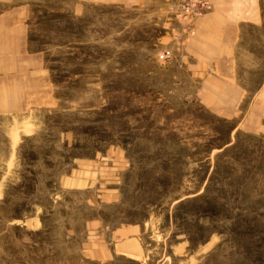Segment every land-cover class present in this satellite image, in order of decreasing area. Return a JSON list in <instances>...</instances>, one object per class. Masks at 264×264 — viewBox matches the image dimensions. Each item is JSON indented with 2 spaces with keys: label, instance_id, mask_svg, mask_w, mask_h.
Here are the masks:
<instances>
[{
  "label": "rangeland",
  "instance_id": "1",
  "mask_svg": "<svg viewBox=\"0 0 264 264\" xmlns=\"http://www.w3.org/2000/svg\"><path fill=\"white\" fill-rule=\"evenodd\" d=\"M29 1L52 89L0 114V264H264V135L201 102L181 0ZM126 236L142 260L83 258Z\"/></svg>",
  "mask_w": 264,
  "mask_h": 264
},
{
  "label": "crops",
  "instance_id": "2",
  "mask_svg": "<svg viewBox=\"0 0 264 264\" xmlns=\"http://www.w3.org/2000/svg\"><path fill=\"white\" fill-rule=\"evenodd\" d=\"M80 4L135 5L140 0H76ZM208 7L193 23L184 41L185 57L202 75L199 98L212 112L240 117L248 132L264 135V78L249 91L240 58L254 55L245 42L264 29V0H207ZM29 0H0V114H18L52 81L44 56L32 48ZM249 40V42H250ZM90 243V244H89ZM83 258L108 262L140 261L145 249L138 237L92 240Z\"/></svg>",
  "mask_w": 264,
  "mask_h": 264
},
{
  "label": "built area",
  "instance_id": "3",
  "mask_svg": "<svg viewBox=\"0 0 264 264\" xmlns=\"http://www.w3.org/2000/svg\"><path fill=\"white\" fill-rule=\"evenodd\" d=\"M179 17L187 23V30H191L194 21L207 9V0H181Z\"/></svg>",
  "mask_w": 264,
  "mask_h": 264
}]
</instances>
